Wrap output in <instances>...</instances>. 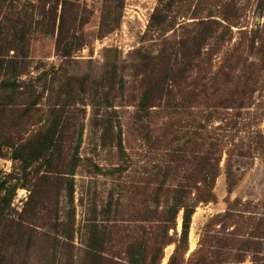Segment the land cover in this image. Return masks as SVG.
Instances as JSON below:
<instances>
[{"label":"rangeland","instance_id":"1","mask_svg":"<svg viewBox=\"0 0 264 264\" xmlns=\"http://www.w3.org/2000/svg\"><path fill=\"white\" fill-rule=\"evenodd\" d=\"M13 56L17 76L0 68V84L19 85L0 99V183L17 186L5 215L26 227L19 264H52L55 242L58 264H79L93 235L103 259L126 264L141 247L171 264L182 212L165 228L168 191L200 186L205 164L213 199L172 264H264V0H0V65ZM54 121L57 169L22 171L6 145Z\"/></svg>","mask_w":264,"mask_h":264},{"label":"trees","instance_id":"2","mask_svg":"<svg viewBox=\"0 0 264 264\" xmlns=\"http://www.w3.org/2000/svg\"><path fill=\"white\" fill-rule=\"evenodd\" d=\"M62 30V16L60 17V24H59V33ZM60 47V42L58 43V48ZM69 49L64 48L63 53L64 56L67 57L71 54V47H68ZM0 68L2 70L12 71L13 76H17V62H15L14 56L10 58L9 61H7L4 65L1 64ZM56 72H44L42 76H56ZM218 81V78H217ZM218 82H212L210 83L211 86L216 85ZM19 85H17L15 82L10 84L8 81L4 82L2 81L0 84V99L8 100L12 99L9 97L6 93L9 91L15 92L17 91ZM202 87V93L207 94V88L205 85L200 86ZM217 91H219L218 85H217ZM218 94V92H217ZM208 99V98H206ZM34 101V102H33ZM29 104V108H34L37 103H35L36 100H33ZM1 105V104H0ZM174 113V112H173ZM176 113V112H175ZM174 113V114H175ZM54 116V115H53ZM58 121H54L50 124H48L43 130L39 131L31 137L30 139L25 140L24 142L20 143H12L7 144L6 147H9L12 149V159L14 161H18L21 165L22 171H26L28 168H30L33 164L40 162L43 164L47 171H45V174L47 176V173L53 174L54 170H56L55 162L58 160L60 156V152L62 149L61 144V129L58 127ZM80 136L81 134H78V139L76 142V145L74 147V155L73 159L70 163L69 173L68 175L70 178L67 181L66 184V193L69 199L72 198L73 193V182H72V176L74 168L78 165L79 158L77 157L79 145H80ZM220 143V140L217 139V143L214 144V146L218 147V144ZM1 151V150H0ZM1 153V152H0ZM207 158H205V161ZM203 171V177L200 178V186L193 187L190 186V184L186 185H177L173 190L168 191L171 203L167 205L163 211V216L165 223L169 224L165 228H174L176 225V218L179 214V212H182V221H181V234L179 239L176 242L175 251L171 257V264L178 256L179 254H184L187 248V242H188V234L189 229L191 225V219L192 216L195 213V210L199 204L207 203L212 201L213 199V188L215 179L217 177V171L214 172V168L211 164H205V166L202 168ZM13 174H9L5 180H3L0 183V230L2 229V226L6 224L7 228V236L4 238L3 236H0V264H19V259L21 256L25 257L24 255H21L20 252L15 250V247L19 246L20 240L22 239V236L25 232V226L23 222L21 221H15L12 219H7L6 215H8L10 211V205L11 201L14 196V191L17 186L10 188H7L6 184L9 183L10 179L12 178ZM17 179V178H16ZM192 181V178H188L187 183H190ZM5 192L4 195H1V192ZM45 235V234H44ZM69 238L66 237V241ZM88 245L85 246V249L79 250V253L77 254V262L79 264H117L113 261H109L106 259H103L99 253L101 252L100 246L96 244V235H93L91 240H89ZM55 247H58L56 242L52 245L53 249V256H52V264H55L58 262L54 260V250ZM71 244L69 242L60 243L59 249L61 251H69L71 250ZM129 248H133V246H130ZM138 253H135L134 251L127 250L126 251V264H157L160 257H158L159 250H156L153 252V254L150 256L149 260L144 255V250L140 247ZM158 257V258H157Z\"/></svg>","mask_w":264,"mask_h":264}]
</instances>
